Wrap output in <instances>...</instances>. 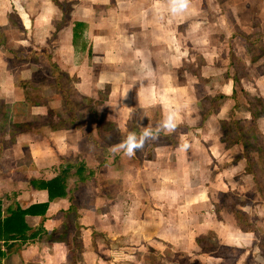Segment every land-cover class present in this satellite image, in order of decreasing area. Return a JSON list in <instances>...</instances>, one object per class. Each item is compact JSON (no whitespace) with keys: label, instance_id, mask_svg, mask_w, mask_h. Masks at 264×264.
<instances>
[{"label":"rangeland","instance_id":"374dc122","mask_svg":"<svg viewBox=\"0 0 264 264\" xmlns=\"http://www.w3.org/2000/svg\"><path fill=\"white\" fill-rule=\"evenodd\" d=\"M191 1L184 8L177 3L169 24L161 22L160 28L168 29H162L164 43L156 45L158 58L146 61L135 53L142 43H126L121 34L119 40L89 43L78 38L75 50L82 55L75 66L73 57L65 61L57 51L64 33H52L46 45L33 32L21 35L15 19L0 27L4 42L9 39L21 53L7 64L0 57V84L7 66L16 76L27 69L25 83L35 88L26 108L0 104V145L8 147L30 132L37 141H48L41 148L50 156L41 162L58 152L63 160L79 163L72 172L84 169L78 176L83 184L79 189L71 179L66 187L68 193L77 190L71 203L84 209L82 227L88 232L83 240L90 237L99 249L100 264H151V259L157 264L184 259L190 264H264V210L258 207L264 199V118L257 123L264 117V0ZM104 16L98 11L92 25ZM120 31L116 28L113 37ZM97 32L106 34V29ZM83 43L97 45L99 56L84 58ZM161 45L169 48V59ZM52 63L75 66L69 79L63 72L60 89ZM37 103L45 107L42 117L33 107ZM220 105L224 110L218 117L227 121L216 119ZM189 118L191 123L184 120ZM130 137L143 142L132 155L127 154ZM13 156L0 164L8 173L16 170ZM192 161L201 166L191 170ZM210 201L212 210L221 213L214 224L252 232L251 247L219 246L213 232L200 234L199 215L206 211L199 202ZM75 225L66 232L73 248L81 227ZM172 240L175 244L169 245ZM85 257L96 262L91 254Z\"/></svg>","mask_w":264,"mask_h":264},{"label":"crops","instance_id":"0c3cea01","mask_svg":"<svg viewBox=\"0 0 264 264\" xmlns=\"http://www.w3.org/2000/svg\"><path fill=\"white\" fill-rule=\"evenodd\" d=\"M57 1L64 8H69V21H64L63 11L57 7L53 0H0V27L3 28L10 25V19H15V21L17 20L21 29V35L33 32L34 37L44 41L46 45L48 43L47 40L52 35V33L57 32V36H60L64 33L65 35L63 34L64 36L60 39V46L62 45V47L57 51H59L61 57L65 61L68 60L70 56L73 57L75 66L76 57H80L82 53L78 55V52L75 50L76 46L74 42L77 41L78 38L79 40H81V38L83 40V37L84 41L89 43L90 40L97 42L105 38L119 40L117 38L122 34L124 37L123 40H125L126 43H136L137 45L140 42L142 43L141 49H135V53L138 54V56L136 55L137 57H141L144 61L150 58H158L156 56V53L158 52L156 45L159 46V43L163 42V39H165L164 33L166 32L162 31V29H165V31L168 30L167 28H160L161 22L169 24L171 18L170 15H176V10L173 8L177 6V3L181 2V0H84L85 3L83 4L81 3L82 0ZM187 3L191 5L192 1L187 0ZM101 10L105 14L104 18L101 17L98 19L99 22L97 25L99 26L96 25V22L94 25H92L93 22L91 18L96 17L98 11ZM85 16H87L88 19H85ZM165 17L166 19H164ZM108 21L110 23H108ZM74 23H81L85 25L81 29L80 35L76 38V40L73 36ZM183 24L185 23H180L177 25L181 26ZM46 26L48 27V30H46ZM100 27H104L106 29V34H99L97 32V29ZM116 28L117 30L119 28L121 31L120 34L116 35L114 38L113 32H115ZM109 34L112 35L111 38L108 36ZM62 41H64L63 44ZM85 44L86 43H83L84 51H86V53L83 52L84 58H88L89 55L93 58L99 56L96 52L97 45L93 43L91 46H86ZM11 46L12 45L9 39L5 43L4 38L0 37V57L4 62H6V64L7 62L10 63V60L15 53H17L19 57L21 55V53L18 52L19 50L17 51V49ZM135 46L136 45H134V47ZM160 48L163 52L166 51L167 59H169V48L165 45H161ZM28 50H30L31 53L32 47L29 46ZM8 55H11V57ZM152 62L155 63L153 60L151 63ZM57 66L61 69V71H63L64 68L62 63L58 64ZM75 66L69 64L65 67V71L63 72L69 76L71 69L75 68ZM5 71L7 72L6 80H4V83L0 84V104L7 106L16 105L26 108L28 101L26 99L23 86L31 89L29 86L32 85L31 82L29 84L25 83L27 78L24 72H27V69L21 70L18 73V76H16V72L14 73L13 71L9 70L7 66ZM29 71L33 73L36 72L34 68L29 69ZM261 77L264 78V76ZM22 82H24L23 85L21 84ZM232 82H234V80H232ZM246 91L249 92L247 89ZM223 97L225 98L227 95L223 94ZM262 100L264 101L263 97ZM33 107H35V109H39V113L37 114L42 117L43 109L45 107L38 103L33 104ZM223 108V105H220V107L217 109L215 114L217 116V121L228 120L225 117H218L223 112ZM20 111L23 112L24 110ZM242 118L246 122L250 120L249 117ZM263 118L264 117H258L257 123ZM184 120H187L186 122L191 123L193 119L189 118ZM62 131L67 132V134H72L70 132L71 130ZM43 138L44 140L39 142L30 132H24L19 134L10 146L4 147L0 145V164H2V162H4L7 157L11 158V155L16 154V156H13L16 170H12L8 173L9 169H4V167L0 166V207L3 217L6 215V211L9 207L12 209H17L19 207L25 210L29 208L30 205L32 206L49 203V209L45 217L26 216L24 219V226L29 228L27 235H33V237L36 238L28 239L26 241H2L0 243L1 251L5 254L4 258L1 260V264H91V262L86 259V254H91L96 258L97 263L95 262L94 264H100V262L103 263L104 260L99 258V249H95V247L93 248L90 237L88 238L89 240H87L89 243L84 242L85 238L83 240V233L86 231L88 232V230H85L82 227V225H84L82 217V211H84V209L77 207L76 209L79 215L78 225L81 226L80 230H77V232H79L77 241L79 243L78 245L81 247L78 251H76L73 246H70L71 241L67 237L66 232L68 227L66 228L64 225V217L65 213H67L71 207V202H73L72 198H74L73 196L77 190L68 193V187H66L67 189H65V196L53 202H49L47 191L39 190L34 186V183H40L42 181L48 182L58 176H62L65 179V185L67 180L71 181V179H74L75 184L77 186L79 184L80 189L81 185L83 184L81 182L84 179L83 176L81 178L78 177L81 173V175L84 174L83 168L79 167L75 173L72 172L77 167V164L79 165V163L75 162L71 164L67 160H63L64 156L61 155V153L57 152L56 155L51 157L49 160L46 159L44 162H41L40 159L43 156H50L49 152H47L44 148H41L42 145L48 142L45 140V137ZM179 148L180 150L182 149V147ZM72 151H74V149ZM52 158H54V160H51ZM149 162H152V160ZM199 166H201V164L197 165L196 161L188 163V168H191V170H193V167L198 169ZM236 166H239V163ZM68 167L70 171L65 173ZM139 167L140 166L138 164H135L134 166L135 169ZM41 171L45 175H43ZM192 182L193 181H191V183ZM196 200H199V198L196 197L195 201ZM262 201L263 204L261 206L259 205L258 207H262L264 210L263 198ZM210 204L212 206L215 205V203H212L211 201L207 203L199 202V205L206 211L205 214L201 213L199 215L200 219L198 221V227L202 229L200 234L213 232L218 240L217 242L219 243V246L225 245L227 247H236L237 243L239 244L237 248L251 247L253 245H251L250 242L252 232H244L230 224H227L228 226L223 225L221 228L217 227V224H214L215 221H217L216 215L220 217L221 213L217 214L215 211H213L210 207ZM213 215H215L216 218L214 222L211 220ZM31 222H33L34 225H32ZM227 232L228 235L230 234L229 236H226ZM232 235L233 237H231ZM229 237L232 239H229ZM52 239L54 241H52ZM175 242L176 240H172L168 242V244L173 245ZM257 248H259V251H261L260 247ZM75 254L80 258H75Z\"/></svg>","mask_w":264,"mask_h":264},{"label":"trees","instance_id":"16d2710c","mask_svg":"<svg viewBox=\"0 0 264 264\" xmlns=\"http://www.w3.org/2000/svg\"><path fill=\"white\" fill-rule=\"evenodd\" d=\"M53 2L57 5V7H59V9L61 11H63L64 21L65 22L69 21L70 20L69 8H64L57 0H53ZM84 26L85 25L81 24V23H74V25H73V32H74L73 36H74L75 40L80 35V31ZM47 58H48V60L51 59V57H47ZM51 68L54 70L53 74L57 73V77H56L55 82H56V85L58 86V88L60 89L62 87V83H60L59 81L62 80L63 75H65V74L63 73V71H61V69L56 64L52 63ZM67 76H66V78H67ZM68 79H69V76H68ZM26 88L27 87L23 88L25 91V94H26V99H27V101L31 102L30 90H32L33 88L32 89H29V88L26 89ZM251 118L257 119V117H251ZM239 143H240V141L238 140L234 144L237 145ZM248 162H249V165L251 167L252 163H251V161H249V159H247V164H248ZM249 165H247V168L249 170L247 173L251 172ZM68 171H70L69 167L67 168V171H65V173ZM253 177H255V176L253 175ZM34 186H35V188H37L39 190L47 191V194L49 197V202H53V201L58 200V199L62 198L63 196H65L66 185H65V179L62 176H58V177H56L53 180L48 181V182L42 181L40 183H34ZM48 204L49 203L37 204V205H32V206L30 205V207L25 209V210H23L19 207L17 209H12L11 207H9L7 209L6 215L4 217H3L2 210L0 207V243L2 241H4V242H14V241H19V240L20 241L21 240L26 241L28 239L36 238V237H33V235H30V236L27 235V231H29V228L24 226V219L26 216H32V217L42 216V217H45L47 214V211L49 209ZM78 219H79V215L77 213V209L71 204L70 209L67 211V213H65V217H64L65 227L66 228L69 227L70 224L73 222H75V224H76L75 226H77L78 225ZM65 235H66V233H65ZM51 237H52V235H51ZM57 240H59V239H57ZM52 241H54V240L52 239ZM61 242H64V241H61ZM195 243L200 248V250L201 249L203 250V247L201 245L202 243L199 242L198 238L196 239ZM80 247L81 246L76 245L75 250L78 251L80 249ZM11 249H12V247H11ZM205 254H208V253H205ZM4 256H5V254L2 253L1 248H0V264H1V260L3 259ZM182 261H183L182 264H190L191 263L185 259L181 260L180 262H182ZM180 262H179V264H180ZM151 264H157V263L151 259Z\"/></svg>","mask_w":264,"mask_h":264},{"label":"clouds","instance_id":"9594fccd","mask_svg":"<svg viewBox=\"0 0 264 264\" xmlns=\"http://www.w3.org/2000/svg\"><path fill=\"white\" fill-rule=\"evenodd\" d=\"M187 6V0H181V2H180V7L181 8H184V7H186ZM129 149H128V155H132L133 153H132V148H139V147H142L143 146V142H141L140 144H136L135 143V141H134V139L133 138H129Z\"/></svg>","mask_w":264,"mask_h":264}]
</instances>
